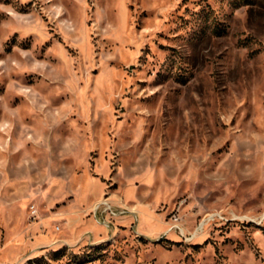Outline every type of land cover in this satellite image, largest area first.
<instances>
[{"label":"rangeland","instance_id":"1","mask_svg":"<svg viewBox=\"0 0 264 264\" xmlns=\"http://www.w3.org/2000/svg\"><path fill=\"white\" fill-rule=\"evenodd\" d=\"M0 264H264V0H0Z\"/></svg>","mask_w":264,"mask_h":264},{"label":"built area","instance_id":"2","mask_svg":"<svg viewBox=\"0 0 264 264\" xmlns=\"http://www.w3.org/2000/svg\"><path fill=\"white\" fill-rule=\"evenodd\" d=\"M95 210L101 211L102 213H105L107 215L115 216L116 214H124L125 211L115 208L113 205L109 203V201L102 200L97 203L95 206Z\"/></svg>","mask_w":264,"mask_h":264}]
</instances>
